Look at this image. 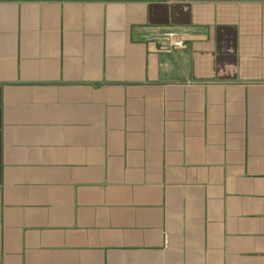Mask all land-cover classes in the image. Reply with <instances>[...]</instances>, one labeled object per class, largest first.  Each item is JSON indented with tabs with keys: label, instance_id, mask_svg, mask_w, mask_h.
I'll return each instance as SVG.
<instances>
[{
	"label": "crops",
	"instance_id": "crops-1",
	"mask_svg": "<svg viewBox=\"0 0 264 264\" xmlns=\"http://www.w3.org/2000/svg\"><path fill=\"white\" fill-rule=\"evenodd\" d=\"M0 264H264V0H0Z\"/></svg>",
	"mask_w": 264,
	"mask_h": 264
},
{
	"label": "built area",
	"instance_id": "built-area-1",
	"mask_svg": "<svg viewBox=\"0 0 264 264\" xmlns=\"http://www.w3.org/2000/svg\"><path fill=\"white\" fill-rule=\"evenodd\" d=\"M182 46H183L182 42H180V41L175 42L173 40V35L168 34L165 42H163L161 45V49L166 50V49L175 48V47H182Z\"/></svg>",
	"mask_w": 264,
	"mask_h": 264
}]
</instances>
